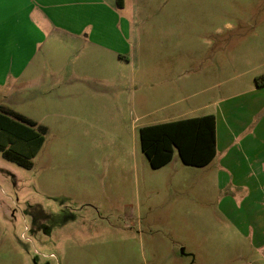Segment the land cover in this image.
<instances>
[{
  "label": "rangeland",
  "instance_id": "obj_1",
  "mask_svg": "<svg viewBox=\"0 0 264 264\" xmlns=\"http://www.w3.org/2000/svg\"><path fill=\"white\" fill-rule=\"evenodd\" d=\"M119 8L133 21L131 63L79 85L66 114L44 116L37 88L0 85V104L50 127L32 168L0 153V264H264L218 157L188 165L175 148L154 168L140 138L145 125L218 116L264 78V0Z\"/></svg>",
  "mask_w": 264,
  "mask_h": 264
},
{
  "label": "crops",
  "instance_id": "obj_2",
  "mask_svg": "<svg viewBox=\"0 0 264 264\" xmlns=\"http://www.w3.org/2000/svg\"><path fill=\"white\" fill-rule=\"evenodd\" d=\"M132 28L117 0H0V85L12 84L14 95L21 86L37 88L44 116L64 115L74 107L79 85L99 81L100 69L110 72V61L131 63ZM222 100L219 115L213 113L212 162L218 157L223 187H235V222L240 229L252 228L255 243L263 247L264 83ZM9 107L47 125L43 117Z\"/></svg>",
  "mask_w": 264,
  "mask_h": 264
},
{
  "label": "trees",
  "instance_id": "obj_3",
  "mask_svg": "<svg viewBox=\"0 0 264 264\" xmlns=\"http://www.w3.org/2000/svg\"><path fill=\"white\" fill-rule=\"evenodd\" d=\"M123 6L124 0H117ZM264 83V78L257 81ZM48 126L29 116L0 105V153L25 168L34 166V158L45 143ZM142 149L154 168L170 163L175 148L188 165L204 167L217 151V121L213 113L185 117L140 128Z\"/></svg>",
  "mask_w": 264,
  "mask_h": 264
}]
</instances>
